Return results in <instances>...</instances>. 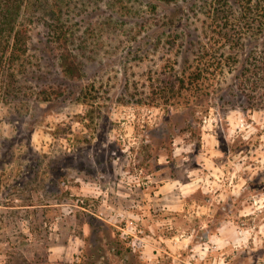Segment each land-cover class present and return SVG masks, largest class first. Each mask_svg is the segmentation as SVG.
Masks as SVG:
<instances>
[{"label": "rangeland", "instance_id": "rangeland-1", "mask_svg": "<svg viewBox=\"0 0 264 264\" xmlns=\"http://www.w3.org/2000/svg\"><path fill=\"white\" fill-rule=\"evenodd\" d=\"M245 16L235 0H23L25 59L0 76V264H264V73L167 88L196 51L243 66L224 35L253 45ZM53 83L65 94L43 100Z\"/></svg>", "mask_w": 264, "mask_h": 264}, {"label": "trees", "instance_id": "trees-1", "mask_svg": "<svg viewBox=\"0 0 264 264\" xmlns=\"http://www.w3.org/2000/svg\"><path fill=\"white\" fill-rule=\"evenodd\" d=\"M159 1L172 3L176 0ZM235 2L239 5L243 14L246 15V22L249 24L247 27H251L254 34V36H251L254 43L253 45L251 44L248 35H242L238 39L228 33L224 36L227 38V43L230 44V49H240V53H244L246 49L249 50L243 64H241L243 66L234 68L239 61V51L230 52L228 55L225 52H220V50L212 51L207 49L205 53L196 51L193 52L197 54L195 67L193 68L194 65L190 62L188 55L184 60L185 63L178 81H167L169 90L178 93L180 96H184L185 91L194 90L195 92H200L204 87H207L204 84L205 82H201V80L211 78V76L217 77L225 73L227 69L234 70V84H237L238 89L246 90L247 85H245L246 81L243 77L247 74L246 70L251 69L250 67L247 69V66L253 65L255 67L254 70L260 75L264 73V0H235ZM22 6L23 0H0V76L7 65H16L25 59L27 43L23 31L18 30L16 27L17 16ZM251 16L252 20L249 19ZM260 46L262 49L259 51L258 48ZM255 48H257V53L254 55L252 51ZM259 52L261 54L258 55ZM257 56H260L258 63L255 62ZM60 67L63 74L69 78L80 79L84 76L77 54L73 53L67 46H62L61 48ZM238 69H243L242 74L235 72ZM38 94L43 100H54L65 94V88L57 83L46 84ZM203 96L201 95L200 98L203 99ZM227 102L231 103V101Z\"/></svg>", "mask_w": 264, "mask_h": 264}, {"label": "built area", "instance_id": "built-area-1", "mask_svg": "<svg viewBox=\"0 0 264 264\" xmlns=\"http://www.w3.org/2000/svg\"><path fill=\"white\" fill-rule=\"evenodd\" d=\"M186 264H193L192 262H188V263H186Z\"/></svg>", "mask_w": 264, "mask_h": 264}]
</instances>
